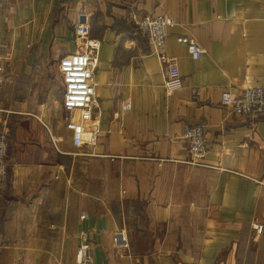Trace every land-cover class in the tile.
<instances>
[{"label":"crops","instance_id":"0c3cea01","mask_svg":"<svg viewBox=\"0 0 264 264\" xmlns=\"http://www.w3.org/2000/svg\"><path fill=\"white\" fill-rule=\"evenodd\" d=\"M145 14L174 21L166 52L183 86L172 93L137 31ZM78 23L101 44L98 132L80 146L58 65L83 48ZM0 78L16 180L0 184V264H79L82 231L93 264H264V117L220 102L226 88L264 85V0H0ZM194 124L208 144L199 164L183 139Z\"/></svg>","mask_w":264,"mask_h":264},{"label":"built area","instance_id":"2783aa9c","mask_svg":"<svg viewBox=\"0 0 264 264\" xmlns=\"http://www.w3.org/2000/svg\"><path fill=\"white\" fill-rule=\"evenodd\" d=\"M134 21L137 31L148 41L150 53L156 55L164 66L165 91L172 93L181 88L183 78L179 60L177 57L169 56L166 52L169 30L174 25V21L164 15L152 14L134 18ZM75 33L77 39L82 41L83 48L62 57L58 65L64 85L63 108L68 114L66 126L73 133L74 144L80 146L88 134L94 139L98 132L92 120L96 102L94 76L101 44L99 40L90 38V27L86 24L78 23L75 26ZM178 40L187 45L194 59H200L205 52L202 45L193 38L181 36ZM220 102L230 107L235 113L244 114L252 121H256L264 117V85L245 87L239 92L226 88L221 94ZM75 114H78L77 118ZM183 139L191 155L190 163H201L208 152L204 126L202 124L188 125L185 128ZM7 152L8 136L0 131V184H15L16 180L10 175ZM82 217H87V214L83 213ZM257 231L261 233L263 226L259 225ZM115 243L118 255H126L128 252L126 234L123 232L117 234ZM76 260L79 264H93L91 242L85 231L80 233Z\"/></svg>","mask_w":264,"mask_h":264},{"label":"rangeland","instance_id":"374dc122","mask_svg":"<svg viewBox=\"0 0 264 264\" xmlns=\"http://www.w3.org/2000/svg\"><path fill=\"white\" fill-rule=\"evenodd\" d=\"M143 16V15H142ZM141 17V16H140Z\"/></svg>","mask_w":264,"mask_h":264}]
</instances>
